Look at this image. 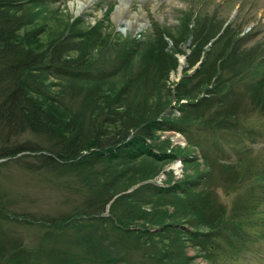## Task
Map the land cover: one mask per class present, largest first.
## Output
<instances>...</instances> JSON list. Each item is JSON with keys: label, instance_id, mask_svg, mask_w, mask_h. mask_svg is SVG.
Segmentation results:
<instances>
[{"label": "rangeland", "instance_id": "rangeland-1", "mask_svg": "<svg viewBox=\"0 0 264 264\" xmlns=\"http://www.w3.org/2000/svg\"><path fill=\"white\" fill-rule=\"evenodd\" d=\"M118 1L93 0L92 4L86 7L87 9L77 13L76 0H49V4L42 5L43 8L39 11L40 23L47 30L43 37H47L46 41H50V37L63 33L69 23L79 17H83L81 27H92L97 24L101 36L100 43L108 51L116 45L114 40L118 41L124 36L137 38L139 40L136 41L141 43L148 41L149 46L152 43L149 38L152 34V37H155L152 44L157 47L155 51H158V54L154 52L153 57L148 59L175 60L174 67L169 69L164 80L162 79L165 86L169 87L171 95L167 107L158 118L165 115L170 119H178L181 116V107L187 102H195L205 97L207 95L204 93L205 89H208L214 81L215 77H211L208 85L201 88L198 86L193 94H188L190 97L187 95L177 99L173 94L175 84L184 74L193 75L195 68L202 60V51L200 58L192 61V64L186 60L193 44L198 43L197 37L194 38L196 34L203 40L209 33V38L206 39L209 40L203 46L204 52L218 51L224 41L230 38L226 55L218 54L216 57L220 55L219 59H239L238 56L233 58V53L241 55L243 51L252 49L253 59L256 61L261 59L260 63L264 66V0H128V10L137 13L138 16L141 13L147 22L138 30H134L135 26L127 29L124 22L117 24L111 19V13ZM31 27L32 24L28 29ZM118 33L122 36L117 35ZM113 35L115 39L112 38ZM148 59H142L139 66L133 61L134 65L138 66L136 76H139L135 88L139 85L141 90L148 89ZM253 59L248 57L247 62ZM164 63H161L163 65L159 72L166 67ZM227 69L228 72H221L225 81L227 76L229 80L232 75L230 64ZM218 74L219 71L217 76ZM197 79V75L193 76L191 82L194 83ZM143 83H146L147 87H144ZM245 84L240 82L234 85L237 96L229 98L231 100L228 102L231 111L236 107L235 111L241 119L240 126L226 127L232 123V120L227 118L229 124L224 122L226 125L220 126L218 130L215 129L216 133L203 131L200 127L194 128L190 137L195 143L187 139L186 133L167 129L156 130V137L148 140L150 152L156 153L158 158L163 154L172 153V156L162 157L156 160V163L148 161V165H154L159 170L148 180L135 183L127 190L114 195L102 209L100 208L102 213L100 211L93 213L89 203L91 202L93 209L100 207L109 189L93 192L92 185L95 183L91 182L94 180L86 175L82 167L66 166L59 158L58 165L55 161L44 163L42 160L46 159L28 149L31 147L42 149L46 146L37 136L22 133L9 138L3 137L4 142L0 140V147L3 146L5 152L11 151L17 145L25 148L26 151L16 153L11 158L0 157V264H39L40 262L54 264L55 261L60 260L61 256L57 253L61 252L60 249L56 250V247L59 248L61 245L67 248L68 252L74 251L73 246L65 244L70 243L76 235L80 243L84 241V238L96 241L103 236L108 238L106 241L108 243L113 238V233L108 229L110 225L101 222V218L104 220L102 216L100 219L92 218V216L124 215L125 213L135 215L133 207L140 208L142 211L147 210L148 215H160L159 210H163L166 223H170L173 228L167 227L163 232L162 226L151 227L149 224L144 225L141 221L136 222L134 228H147L150 234L156 232L150 239L148 235L143 234L148 239V245L150 241H154L157 246L155 243L146 245L148 250L144 256L129 247L120 246L116 250V254L122 260L118 261L119 263L166 264V261L157 262L155 258L153 259L155 254L153 252L164 246L169 248V243L173 240L171 250L174 261L172 263L177 264L179 260L175 261V256L177 251H180L181 241L185 239L184 250L190 257V261L184 264H208L209 259H204L199 253L207 250L212 252L214 243H209L208 237L200 243H193L189 240L187 231L176 224L180 221L184 224V229H190L189 224L185 223L186 220L181 218L173 220L168 217V215H178L177 210L174 212L176 209L174 203L187 196L177 195L182 193L179 190L171 193L167 189L181 183L187 173L194 177L206 173L205 180H202L191 194L203 188L209 189L211 193L209 198H212L215 205L219 204L223 207L226 221L240 220L245 230L244 235L249 233L251 236V243L248 246L245 243V236L239 242L241 247L245 243L247 249L234 253H228L226 248L232 242L231 238L220 237L216 244L225 248L226 252L218 253L213 263L264 264V113H257L255 109H250L247 92L243 91L247 88ZM81 88L90 93L93 90L85 86ZM56 91L60 90L56 89ZM58 95L55 94L54 97L59 99ZM50 103L44 101V104L48 106H51ZM196 109L194 111L199 121L214 120L215 122L216 119L210 118L211 108L197 106ZM199 121L196 122L203 126V122ZM0 133L2 137L6 134V129H0ZM182 155L192 159V162L185 161ZM103 164L104 162L95 161L88 169L100 172ZM88 169L86 168L87 171ZM125 179V181L128 180ZM127 182L130 185L131 182ZM145 183H148V186ZM153 188L162 189V192L156 193ZM118 189L121 190L119 186ZM111 203L113 204L110 205ZM191 204L196 207L198 202L196 200ZM216 210L217 208H214L211 211ZM71 215L82 216L80 217L84 219L82 230L78 229L76 232L67 229L66 234H63L58 229H54L48 236L51 220L65 221ZM180 215H187V212L180 211ZM85 216H91V219ZM174 228L177 230H173ZM199 228L202 231L209 230L205 226H199ZM160 230L162 231L158 234ZM258 233H261V236H257ZM160 236L162 241L157 239ZM131 237L134 235L131 234ZM131 241L132 238L129 237L124 243L129 245ZM52 247L57 252H51ZM134 248L143 252V247L142 249L138 246ZM16 249L19 251L16 252ZM150 253H152L151 256ZM158 256L160 257L161 253Z\"/></svg>", "mask_w": 264, "mask_h": 264}, {"label": "trees", "instance_id": "trees-1", "mask_svg": "<svg viewBox=\"0 0 264 264\" xmlns=\"http://www.w3.org/2000/svg\"><path fill=\"white\" fill-rule=\"evenodd\" d=\"M48 4L49 0H0V129H6V134L2 137L0 133V140L4 142L3 137L9 138L28 133L44 141L46 146L42 149L28 148L46 159L42 160L44 163L55 161L57 164L61 159L60 161L66 166L82 167L86 175L94 180L91 182L95 183L92 185L93 192L109 189L100 207L93 209L91 202L89 203L93 213L100 211V208L102 209L103 205L120 191H125L135 183L153 176L159 169L154 165H148V161L156 163V160L162 157L172 156L170 153L158 158L156 153L150 152L148 140L156 137V130H177L186 133L189 137L193 132L192 129L197 127L203 131L216 133L220 126L229 124L227 118L231 119L232 123L226 127L240 126L241 119L235 111L236 107L231 111L228 103L231 100L229 98L237 96L234 85L240 82L246 83L247 88L243 91L247 92L250 109L264 113V66L260 63L261 59L259 61L253 59L252 49L243 51L241 55L233 53V58L238 56L239 59H219L220 55H226L230 43L229 37L218 51L204 52L203 46L209 40H206L209 38L208 33L203 40L198 34L195 35L194 38L197 37L198 43L193 44L187 56L186 60L192 64V61L200 58L201 51L203 52L202 60L195 68L194 74L191 76L184 74L173 88V94L178 99L193 94L198 86L201 88L208 85L211 77H215L211 86L204 91L207 95L195 102L185 103L181 107V116L178 119H170L165 115L158 118L169 103L170 89L165 86L163 80L167 71L174 67L175 60L148 59L153 57L154 52L158 54V51H155L157 47L153 45L155 37L150 35L153 44L150 43L149 46L148 41L141 43L134 37L133 39L127 36L119 37L118 41L114 40L116 45L108 51L100 43L101 36L97 24L92 27H81L83 17H79L71 21L63 33L46 41L47 37H43V34L47 30L40 23L39 11L43 8L42 5ZM31 24L32 27L28 29ZM218 54L220 55L216 57ZM248 57L253 60L247 62ZM142 59H148L146 90H141L139 85L135 88L139 78L136 72ZM133 61L138 63V66H135ZM161 63L166 67L159 72L163 65ZM229 64L232 75L229 80L227 76L225 81L221 72H228ZM196 75L198 79L192 83V77ZM145 84L143 83V86L147 87ZM82 86L93 90L90 93L82 89ZM55 94H59V99L54 97ZM44 101L51 102V106L44 104ZM197 106L211 108L210 118L216 119L215 122L214 120L199 121L194 111L197 110ZM196 121L203 122V126ZM188 136L187 139L195 143L192 137L188 138ZM0 150H2L0 157L9 158L16 153L26 151L19 145L13 147L11 151L5 152L3 146ZM182 156L185 161L190 160L186 155ZM191 160L189 162H192ZM95 161L104 162L100 172L88 169ZM206 175L201 173L194 177L187 173L181 183L167 189L171 193L179 190L182 193L177 195L187 196L174 203L176 207L174 212L177 210L178 215H168V217L173 220L175 218L186 220L185 223L189 224L190 229H184V224L180 221L176 224L187 231L189 240L193 243H200L207 237L209 243H214L212 252L207 250L199 253L204 259H209L208 264H214L213 259L219 255L218 253L226 252L225 248L216 244V241L220 237H230L232 242L226 246L228 253L239 252L241 249L239 242L245 236L243 233L245 230L240 220L226 221L223 207L219 204L215 205L212 198H209L211 194L209 189L203 188L191 194L192 190L205 180ZM125 178L131 182L130 185ZM145 185L148 186V183ZM153 189L156 193L162 192V189ZM196 200L198 205L194 207L191 203H195ZM214 208L217 210L212 212ZM133 211L135 215L131 213L93 215L92 218L100 219V216L104 218V220L101 218V222L110 225L108 229L113 233V238L108 243L106 236L99 237L96 241L84 238L80 243L76 235L70 243L65 244L73 246L74 251L68 252L67 248L59 245L56 250L60 249L61 253L52 247L51 252H57L62 256L54 264H124L118 262L122 260L116 254L120 246L129 247L144 256L148 246L155 243L150 241L148 245V239L156 232L150 234L147 228H134L135 223L141 221L151 227L162 226L163 232L165 228L173 227L170 223H166L163 210H159L160 215H148L147 210L142 211L137 207H133ZM180 211H186L187 215H180ZM80 217L82 216L71 215L65 221L51 220L48 236L54 229H58L63 234H66L67 229L76 232L78 229L82 230L84 219ZM199 226H205L209 230L202 231ZM143 233L148 235V239ZM131 234L134 237H131ZM129 237L132 241L126 245L124 242ZM245 237V240H248L250 234H246ZM157 239L162 241L161 236ZM172 242L173 240L170 241L169 248L164 246L154 251L153 259L155 258L157 262L166 261L167 264L168 261V264H173ZM181 242L180 251H177L175 256V261L179 260L177 264L190 261L184 250L185 239ZM155 245L157 246L156 243ZM137 246L141 249L143 247V252L134 248ZM18 251L19 249H16V252ZM159 253H161L160 257Z\"/></svg>", "mask_w": 264, "mask_h": 264}, {"label": "bare ground", "instance_id": "bare-ground-1", "mask_svg": "<svg viewBox=\"0 0 264 264\" xmlns=\"http://www.w3.org/2000/svg\"><path fill=\"white\" fill-rule=\"evenodd\" d=\"M93 0H76L75 5V11L81 12L84 10L86 7L90 6L92 4ZM172 2V1H171ZM129 8V2L128 0H119L117 6L111 13V19L115 20L117 24L120 22H124L126 24L127 29H131L134 27L135 29H140L143 27L147 22L146 20L142 17L141 13H139V16L135 12H130L128 10ZM87 9V8H86ZM180 62H182V58H180ZM16 90V89H15Z\"/></svg>", "mask_w": 264, "mask_h": 264}]
</instances>
